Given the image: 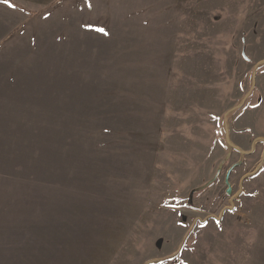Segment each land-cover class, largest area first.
Returning <instances> with one entry per match:
<instances>
[{"label": "rangeland", "instance_id": "obj_1", "mask_svg": "<svg viewBox=\"0 0 264 264\" xmlns=\"http://www.w3.org/2000/svg\"><path fill=\"white\" fill-rule=\"evenodd\" d=\"M10 4L0 264H264V0Z\"/></svg>", "mask_w": 264, "mask_h": 264}, {"label": "water", "instance_id": "obj_2", "mask_svg": "<svg viewBox=\"0 0 264 264\" xmlns=\"http://www.w3.org/2000/svg\"><path fill=\"white\" fill-rule=\"evenodd\" d=\"M229 112V111H228ZM227 112V113H228ZM260 139H262L263 140V138H261V137H259L258 138V140H260ZM235 148L238 150V147H236L235 146ZM240 151V150H239ZM253 151V146L251 147V150H249V151H240L242 154H245V155H248V154H250L251 152ZM228 159V156H226L223 160H222V162L219 164V167H218V169H217V171H216V173H215V175H214V177L212 178V179H210L206 184H204L203 186L204 187H206V186H209L210 184H212L213 182H215L217 179H218V177H219V175H220V173H221V170H222V166H223V164H224V162H226V160ZM241 164V162L240 161H237V162H235V163H233L227 170H226V172H225V179H224V182H225V184H226V194H228V195H230L231 193H232V186H231V184H230V174L232 173V171L237 167V166H239ZM254 173V172H253ZM248 174H250V173H248ZM246 176H243V178H242V180L245 178ZM233 197H231V205L229 206V207H227V208H232L233 207ZM223 212H224V209L222 210V213L221 214H223Z\"/></svg>", "mask_w": 264, "mask_h": 264}, {"label": "crops", "instance_id": "obj_3", "mask_svg": "<svg viewBox=\"0 0 264 264\" xmlns=\"http://www.w3.org/2000/svg\"><path fill=\"white\" fill-rule=\"evenodd\" d=\"M0 11V44L4 41V38L6 37L5 31H4V6H1Z\"/></svg>", "mask_w": 264, "mask_h": 264}, {"label": "snow or ice", "instance_id": "obj_4", "mask_svg": "<svg viewBox=\"0 0 264 264\" xmlns=\"http://www.w3.org/2000/svg\"><path fill=\"white\" fill-rule=\"evenodd\" d=\"M4 2H5V3H8L9 6H11V7H15V5L10 4V0H4Z\"/></svg>", "mask_w": 264, "mask_h": 264}, {"label": "trees", "instance_id": "obj_5", "mask_svg": "<svg viewBox=\"0 0 264 264\" xmlns=\"http://www.w3.org/2000/svg\"><path fill=\"white\" fill-rule=\"evenodd\" d=\"M156 263L160 264L161 262L158 261V262H156Z\"/></svg>", "mask_w": 264, "mask_h": 264}]
</instances>
